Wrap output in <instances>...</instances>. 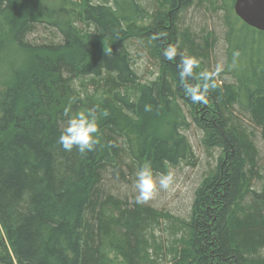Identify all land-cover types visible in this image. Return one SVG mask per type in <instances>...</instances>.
<instances>
[{
    "label": "trees",
    "instance_id": "trees-1",
    "mask_svg": "<svg viewBox=\"0 0 264 264\" xmlns=\"http://www.w3.org/2000/svg\"><path fill=\"white\" fill-rule=\"evenodd\" d=\"M146 2L80 0L77 9L49 18L24 0H0V264H146L155 211L135 202V174L149 163L158 177L193 158L185 108L220 156L195 191L176 264H264V166L256 134L241 122L247 119L264 139V68L250 60L253 85L229 68L236 39L257 42L263 33L243 25L226 0H170L158 14H149ZM194 3L222 13L225 70L235 80L228 100L209 89L207 104H193L178 80L179 57H162L164 48L178 45L203 66L205 43L180 27ZM40 25L54 28L60 41L27 40ZM132 40L138 46L127 44ZM130 46L153 55L166 77L140 83ZM234 104L243 111L238 116ZM145 105L156 117L162 107L166 117L141 125ZM66 107L96 115L92 152H67L57 143ZM126 115L132 117L127 125ZM155 120L163 125L159 135L151 131Z\"/></svg>",
    "mask_w": 264,
    "mask_h": 264
},
{
    "label": "rangeland",
    "instance_id": "rangeland-1",
    "mask_svg": "<svg viewBox=\"0 0 264 264\" xmlns=\"http://www.w3.org/2000/svg\"><path fill=\"white\" fill-rule=\"evenodd\" d=\"M78 1L80 0H24V2L28 3L27 6L30 11L39 13L42 17L47 15L49 18H53V16L48 15L51 12H53L54 16L63 17L61 12L66 10L69 11L75 8L77 9L76 5ZM147 1L146 6L150 9L148 11L149 14L156 11L158 14L159 11L166 9V6L170 2V0ZM232 1L233 0H226L227 3H232ZM92 2L97 3L98 0H92ZM233 4L234 2L232 3V6ZM203 7L204 6L201 7L194 3V5L187 10L185 14H181L180 27L182 31L189 30L188 32L197 43H201L203 45L205 43L203 46L204 48L201 51L205 52L207 57L202 61L203 66H199L195 71V75L198 80L200 71L207 70L209 72H214L217 65L223 66V70L220 72V78L222 81L219 82L220 78L216 75L214 80L218 88H211L210 90H213V92L215 90V93L213 94L217 98L221 99V101L224 99L228 100L226 95L228 90L227 87L234 84L235 80L233 75H231L230 72L227 73L225 70L227 66V30L224 27L220 9H218L217 16H214L212 15V11L209 12L207 9L204 10ZM215 8L216 7L213 8V11H215ZM142 25L148 26L149 22H145ZM237 27H239V25H237ZM249 37L242 36L240 39L237 38L233 43L231 57L229 58V61L232 63L231 67L229 65V68H232L238 77L240 75L242 80L245 81L244 83L253 85L250 80V69H246L253 68L250 60L253 62L255 60L258 61L259 68H264V34L262 36H256L255 39H258L257 42L252 41ZM27 40L34 42V44L41 43L45 45L56 44L60 41L56 30L46 25H40V27L37 28L36 33L31 35ZM181 40L186 46H192L193 44L191 39L188 41L187 37L184 35L181 37ZM129 43L133 44L135 47L138 46V42L136 40L127 42V44ZM129 50V54L133 57V69L135 70L140 83L146 84L154 81L157 82L156 79L158 77L160 79L166 77L164 69H161L158 65V60H156L153 55L150 56L149 53L143 49L135 52L133 46H130ZM233 52H239V56L235 59L234 64ZM246 52L250 55L244 56L243 54H246ZM223 84H225V86ZM258 101L260 100H254L253 104L256 110L261 112L263 107L259 105L260 103H257ZM236 104L233 105V108H235L234 115L238 116L239 112L243 111H241L240 107ZM158 111L161 113L157 114V117L155 114L151 115V113L145 111L146 113L141 115L143 117V123L141 125L150 123L152 118H161V116L166 117L165 113L162 112V107ZM183 116L186 118L189 125L184 132V135L192 147L193 158L191 160L181 162L171 168L169 171L174 175V183L168 190L157 191L154 197L144 204L150 206L152 211H155V224H152L153 227L151 228V236L149 238L146 237L147 243H145V248L147 255L146 258L148 259V261L145 262L146 264H176V262H178L176 258L180 257V252L183 250L181 240L183 237H186V224L195 191L199 188L205 178L209 177L212 174L211 172H214L220 156L219 149L212 148L205 143L204 135L200 132L197 124L194 122L195 119L189 116L186 108L183 110ZM123 119H126L125 123L127 125L130 124L129 121H131L132 117L126 115ZM241 119V122L247 128H250L253 134H256L254 136L255 142L257 147L260 149L258 164L262 167V165L264 166V139L261 137L259 130L247 121V119L245 120L242 117ZM150 126L152 133L157 135L159 133V128L163 125L162 122L160 123L155 120Z\"/></svg>",
    "mask_w": 264,
    "mask_h": 264
},
{
    "label": "clouds",
    "instance_id": "clouds-1",
    "mask_svg": "<svg viewBox=\"0 0 264 264\" xmlns=\"http://www.w3.org/2000/svg\"><path fill=\"white\" fill-rule=\"evenodd\" d=\"M166 35V32H160L158 37ZM238 56L239 52H233V64ZM162 57L169 62L179 57L176 67L178 69V80L185 97L190 99L193 104H207L209 89L216 87L214 78L223 70V66L217 65L214 72L200 71L198 78L201 83H192L190 81L197 79L194 69L200 65L198 58L179 52L178 45L171 44L163 49ZM144 110L151 111V105H145ZM64 114L67 117L66 126L61 130L57 143L67 152H71L73 148L80 154L92 152L98 143L95 135L98 133L96 115L92 110L72 113L69 107L64 109ZM103 115L107 116L108 112L105 111ZM173 183L174 175L172 172L161 173L158 177H154L151 165L145 163L135 174V202L137 204H145L154 197L157 191L168 190Z\"/></svg>",
    "mask_w": 264,
    "mask_h": 264
},
{
    "label": "water",
    "instance_id": "water-1",
    "mask_svg": "<svg viewBox=\"0 0 264 264\" xmlns=\"http://www.w3.org/2000/svg\"><path fill=\"white\" fill-rule=\"evenodd\" d=\"M232 11L247 28L264 33V0H235Z\"/></svg>",
    "mask_w": 264,
    "mask_h": 264
}]
</instances>
